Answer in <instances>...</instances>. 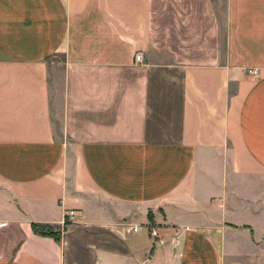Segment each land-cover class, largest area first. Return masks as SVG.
Returning <instances> with one entry per match:
<instances>
[{
	"label": "crops",
	"instance_id": "0c3cea01",
	"mask_svg": "<svg viewBox=\"0 0 264 264\" xmlns=\"http://www.w3.org/2000/svg\"><path fill=\"white\" fill-rule=\"evenodd\" d=\"M0 223V264H264V0H0Z\"/></svg>",
	"mask_w": 264,
	"mask_h": 264
},
{
	"label": "built area",
	"instance_id": "2783aa9c",
	"mask_svg": "<svg viewBox=\"0 0 264 264\" xmlns=\"http://www.w3.org/2000/svg\"><path fill=\"white\" fill-rule=\"evenodd\" d=\"M142 59L141 56H137L136 57V61L140 62ZM249 74L250 75H253V76H257L258 73L254 70H251L249 71ZM68 217H73L74 216V212H70L68 213L67 215ZM5 224L4 223H0V228L4 227ZM134 232H138V228H134ZM149 235L151 237V239L153 240V243L154 245H157V244H161L163 242V239L161 238L160 236V233H159V229L157 227H150L149 228Z\"/></svg>",
	"mask_w": 264,
	"mask_h": 264
},
{
	"label": "trees",
	"instance_id": "16d2710c",
	"mask_svg": "<svg viewBox=\"0 0 264 264\" xmlns=\"http://www.w3.org/2000/svg\"><path fill=\"white\" fill-rule=\"evenodd\" d=\"M33 230L42 236H50L58 240L60 239V236L58 233H55L52 229L45 227V226L33 225Z\"/></svg>",
	"mask_w": 264,
	"mask_h": 264
},
{
	"label": "rangeland",
	"instance_id": "374dc122",
	"mask_svg": "<svg viewBox=\"0 0 264 264\" xmlns=\"http://www.w3.org/2000/svg\"><path fill=\"white\" fill-rule=\"evenodd\" d=\"M219 18H220V21H221V23H222V25L223 26H225V24H226V15H224V14H219ZM225 34H226V31H225V29H223V31H222V35H223V37L224 38H222V41H223V49L225 50L226 49V46H225V41H226V38H225Z\"/></svg>",
	"mask_w": 264,
	"mask_h": 264
}]
</instances>
